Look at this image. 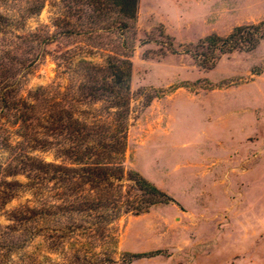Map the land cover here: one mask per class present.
<instances>
[{
  "label": "rangeland",
  "instance_id": "374dc122",
  "mask_svg": "<svg viewBox=\"0 0 264 264\" xmlns=\"http://www.w3.org/2000/svg\"><path fill=\"white\" fill-rule=\"evenodd\" d=\"M30 1L0 0V12L17 14ZM65 11L59 0H46L25 28L11 32L21 35L44 25L53 31L54 17ZM263 19L264 0H139L124 166L174 202L120 218L111 226L116 243L100 242L97 251L108 250L114 258L159 251L131 264H264V40L251 52L221 56L212 69L179 53L212 33L226 36ZM9 35L0 34V45ZM166 36L177 53L167 49ZM90 43L70 37L48 45L25 78L23 95L43 86L76 99V77L57 67L63 65L58 56L81 47L93 51L88 59L101 63L102 52L85 46ZM72 104L87 120L91 116L83 111L95 115L102 105ZM35 155L53 161L52 152ZM31 194L22 190L0 209V264L61 263L87 241L74 236L52 251L43 236L53 235L50 228L83 221L81 216L56 218L41 209L28 222L11 220V211L40 208Z\"/></svg>",
  "mask_w": 264,
  "mask_h": 264
},
{
  "label": "trees",
  "instance_id": "16d2710c",
  "mask_svg": "<svg viewBox=\"0 0 264 264\" xmlns=\"http://www.w3.org/2000/svg\"><path fill=\"white\" fill-rule=\"evenodd\" d=\"M45 2L30 1L17 14L0 12V34H10L7 44L0 45V153L6 154L0 156V209L27 190L40 208L11 211V220L28 222L41 209L45 216L83 218L50 228L53 235H43L52 251L63 249L74 236L87 240L71 249L63 262L53 264H131L159 254L126 252L114 258L108 250L97 251L100 242L116 243L111 226L120 218L174 202L124 166L131 124V40L139 0H59L66 13L54 17L53 31L44 25L13 35L11 30L25 28L27 19L39 15ZM70 37L85 38L91 42L85 46L100 50L103 58L94 62L87 58L93 51L81 47L58 56L63 65L57 67L76 77L77 98L69 101L64 93L43 86L23 95L24 80L47 55L46 47ZM166 40L167 49L177 53L171 39L166 36ZM263 40L264 19L236 26L226 36L212 33L179 53L189 55L199 67L212 69L221 56L251 52ZM73 100L102 105L95 115L83 111L91 116L87 120L77 115ZM38 151L52 152L53 161L39 158ZM47 189L53 195L40 194Z\"/></svg>",
  "mask_w": 264,
  "mask_h": 264
}]
</instances>
